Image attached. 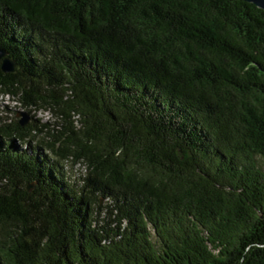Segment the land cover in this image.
I'll list each match as a JSON object with an SVG mask.
<instances>
[{"label":"trees","instance_id":"obj_1","mask_svg":"<svg viewBox=\"0 0 264 264\" xmlns=\"http://www.w3.org/2000/svg\"><path fill=\"white\" fill-rule=\"evenodd\" d=\"M0 48V264H264L263 9L0 0Z\"/></svg>","mask_w":264,"mask_h":264},{"label":"water","instance_id":"obj_2","mask_svg":"<svg viewBox=\"0 0 264 264\" xmlns=\"http://www.w3.org/2000/svg\"><path fill=\"white\" fill-rule=\"evenodd\" d=\"M253 3L256 7L264 10V0H244ZM17 67V61L12 59L8 52L4 48H0V71L2 73H13ZM16 117L19 118L21 125H26L29 122V115L27 112L19 111L16 113ZM34 183H30L26 186V190L30 191L33 188Z\"/></svg>","mask_w":264,"mask_h":264},{"label":"rangeland","instance_id":"obj_3","mask_svg":"<svg viewBox=\"0 0 264 264\" xmlns=\"http://www.w3.org/2000/svg\"><path fill=\"white\" fill-rule=\"evenodd\" d=\"M16 106V104H14L13 102L10 101V99H8L6 96H0V115L4 114V110H5V106ZM13 108V107H12ZM15 109H19V108H15ZM50 113L48 112H40V114L37 112L36 115H38V117H41L42 120H48L51 117L49 116Z\"/></svg>","mask_w":264,"mask_h":264},{"label":"bare ground","instance_id":"obj_4","mask_svg":"<svg viewBox=\"0 0 264 264\" xmlns=\"http://www.w3.org/2000/svg\"><path fill=\"white\" fill-rule=\"evenodd\" d=\"M0 96H3V97L6 96L8 99H10L11 102H13V101L11 100V98H10L9 95H2V94H0ZM13 103H14V102H13ZM12 107H13V106H9L10 109H13ZM37 112H38V111H37ZM38 113H40V112H38Z\"/></svg>","mask_w":264,"mask_h":264},{"label":"built area","instance_id":"obj_5","mask_svg":"<svg viewBox=\"0 0 264 264\" xmlns=\"http://www.w3.org/2000/svg\"><path fill=\"white\" fill-rule=\"evenodd\" d=\"M40 114V113H39Z\"/></svg>","mask_w":264,"mask_h":264}]
</instances>
